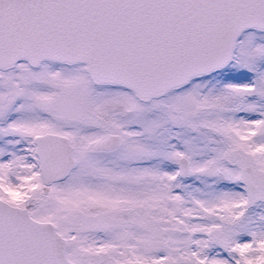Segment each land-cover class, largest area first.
I'll list each match as a JSON object with an SVG mask.
<instances>
[{"label":"snow or ice","instance_id":"obj_1","mask_svg":"<svg viewBox=\"0 0 264 264\" xmlns=\"http://www.w3.org/2000/svg\"><path fill=\"white\" fill-rule=\"evenodd\" d=\"M0 264H264V0H0Z\"/></svg>","mask_w":264,"mask_h":264}]
</instances>
